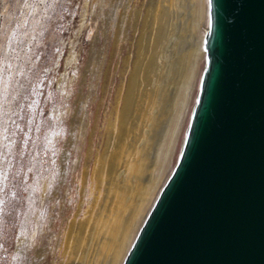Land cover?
I'll return each mask as SVG.
<instances>
[{
    "label": "rangeland",
    "instance_id": "rangeland-1",
    "mask_svg": "<svg viewBox=\"0 0 264 264\" xmlns=\"http://www.w3.org/2000/svg\"><path fill=\"white\" fill-rule=\"evenodd\" d=\"M138 1L0 0V264H68L81 171L128 46L115 37Z\"/></svg>",
    "mask_w": 264,
    "mask_h": 264
},
{
    "label": "water",
    "instance_id": "water-1",
    "mask_svg": "<svg viewBox=\"0 0 264 264\" xmlns=\"http://www.w3.org/2000/svg\"><path fill=\"white\" fill-rule=\"evenodd\" d=\"M171 168L121 264H264V0H206Z\"/></svg>",
    "mask_w": 264,
    "mask_h": 264
},
{
    "label": "bare ground",
    "instance_id": "bare-ground-1",
    "mask_svg": "<svg viewBox=\"0 0 264 264\" xmlns=\"http://www.w3.org/2000/svg\"><path fill=\"white\" fill-rule=\"evenodd\" d=\"M206 7V0H139L123 38L118 29L115 44L128 46L100 141L81 171L80 192L90 193L67 222L68 264H121L173 162L203 56Z\"/></svg>",
    "mask_w": 264,
    "mask_h": 264
},
{
    "label": "snow or ice",
    "instance_id": "snow-or-ice-1",
    "mask_svg": "<svg viewBox=\"0 0 264 264\" xmlns=\"http://www.w3.org/2000/svg\"><path fill=\"white\" fill-rule=\"evenodd\" d=\"M209 4H211V0H208ZM6 68H11V64H7ZM5 139H7V137H5ZM0 203H2V201H0Z\"/></svg>",
    "mask_w": 264,
    "mask_h": 264
}]
</instances>
